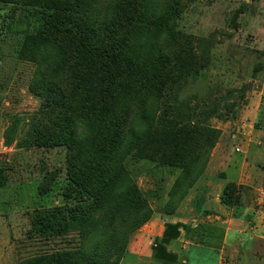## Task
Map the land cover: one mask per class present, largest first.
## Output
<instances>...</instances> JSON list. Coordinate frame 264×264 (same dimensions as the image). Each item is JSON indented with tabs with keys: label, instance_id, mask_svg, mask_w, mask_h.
Segmentation results:
<instances>
[{
	"label": "rangeland",
	"instance_id": "rangeland-1",
	"mask_svg": "<svg viewBox=\"0 0 264 264\" xmlns=\"http://www.w3.org/2000/svg\"><path fill=\"white\" fill-rule=\"evenodd\" d=\"M74 1L87 19L89 40L92 29L102 28L104 36L134 47L118 54L122 70L138 55L150 54L155 62L165 59L170 77L164 85L138 87L126 101L120 137L136 140L130 147L122 142L109 158L117 175L109 188L113 205L108 212L93 208L94 199L69 173L78 179L75 170L91 157L88 143L103 139L100 120L89 118L96 111L72 116L76 140L67 134L59 144L51 136L57 124L66 123L56 118L63 93L78 89V97L90 84L98 93L103 82L87 62L73 79V65L83 57L65 54L62 41L41 45L28 60L21 59V45L35 26L33 12L0 2V167L8 176L0 186V264H53L58 253L78 250L89 230L91 247L104 248L98 236L107 231L125 240L119 264H217L221 255L222 264H264V0H178L168 25L156 17L172 0H150L145 21L138 15L148 0ZM240 162L253 166L249 180L259 189L235 182ZM228 176L234 181L221 185ZM208 182H215V197L245 216L229 224L203 216L199 204ZM228 182L237 185L239 205L222 200ZM109 189L101 191L107 200ZM79 205L89 209L86 216L78 212L82 226L66 225L72 222L69 211L60 228L44 230L35 218ZM148 207L151 217L140 224ZM176 216L197 224L167 220ZM181 225L187 239L209 241L223 251L183 249Z\"/></svg>",
	"mask_w": 264,
	"mask_h": 264
},
{
	"label": "trees",
	"instance_id": "trees-1",
	"mask_svg": "<svg viewBox=\"0 0 264 264\" xmlns=\"http://www.w3.org/2000/svg\"><path fill=\"white\" fill-rule=\"evenodd\" d=\"M0 2L23 5L33 12L35 26L25 36L21 45L19 54L21 59L28 60L30 54L41 45L48 46L53 40L55 42L62 41L64 46L61 49L65 54L73 51L83 57L80 63L76 62L73 65L75 72L73 79L84 70L85 62L94 66L98 71V78L103 82L98 93L94 91V88H98L95 84L88 85L87 88L90 91L85 94L78 95L77 93L78 97L76 96L78 89L63 93V101L59 105L60 111L56 118L59 116V119L66 123L57 124L54 127L57 134L51 137H54V140L59 144L68 140L67 134H71L76 140L75 137L78 134L75 133L72 116L82 114L85 118L96 111L89 118L93 117L95 120H100V127H103V139L101 142L95 143L96 137H93L88 143L87 149H90L91 157L84 163L81 162V159L78 160L81 165L75 171L79 178L75 179L70 173L69 175L78 183L81 192L86 194L88 199H94L92 205L95 206L93 208L107 207V211H105L108 212V208L113 205L112 200L115 198L114 193L109 188L117 178V175L112 173L115 168L112 170L114 164L109 158L124 142L119 131V129H123L124 119L128 116L127 113L125 114L126 111H123L124 106L138 87L159 83L164 85L166 83L170 76L165 74V59L159 58L155 62L150 54L143 58L138 55L136 61L122 70L123 67L119 62L118 54H125L129 51L128 48L133 49L134 47L121 39L104 36L106 32L102 28L98 29L97 32L92 29L93 34L89 40L85 34L88 28L87 19L74 0H0ZM178 5V0H172L165 11L157 15L156 18L161 20L162 24L168 25V19H171L178 12ZM144 7L146 9L138 15L140 21L147 20L151 13L148 8L150 7V0L145 3ZM140 43L139 41L136 45L135 54L140 53ZM129 138L128 142L127 140L124 142L126 143L125 147L133 146L136 140L135 137L130 136ZM77 140L81 141L82 139L77 138ZM7 182L8 176L5 169L0 167V186L7 184ZM104 189L110 190L111 200L104 198L101 193ZM236 191V183L228 182L224 188L222 200L228 205H239L240 195L236 194ZM88 210L82 205L71 210H66L65 207H56L42 216H35V218L44 230L60 228L65 218L63 216L65 211H69L72 222L69 221L66 225L75 223L82 226L84 221L77 217L78 212L82 216H86ZM151 213V208H146L140 216V224L149 219ZM91 233V230L87 232L78 250L58 253L52 260L53 264H119L126 251L125 240L121 242L119 237V241H117L115 237L117 232L107 231L104 235L98 236V241L105 240L103 244L105 247L101 249L100 243L91 247L89 241Z\"/></svg>",
	"mask_w": 264,
	"mask_h": 264
},
{
	"label": "crops",
	"instance_id": "crops-1",
	"mask_svg": "<svg viewBox=\"0 0 264 264\" xmlns=\"http://www.w3.org/2000/svg\"><path fill=\"white\" fill-rule=\"evenodd\" d=\"M250 166L251 165H249L247 162H242L239 165V169L237 171L239 177H238L237 180H235V182L238 183V184L251 185L254 189H259L260 187L258 185L252 184L250 182V180H249V178H250L249 174L252 173V171L249 170V169H251ZM251 167H253V166H251ZM263 174H264V172H263ZM243 176L244 177L247 176L246 177L247 180L240 181L241 177H243ZM227 180H233L234 181V179H232V178H230L228 176V177H225L224 180L220 184L224 185V183ZM201 195H202L203 199L200 200L199 207H201L200 209H203V214H204L203 216H206L207 219L209 221H211V223H213V224H215V218H217V219L223 218L222 222L225 223V224H229L231 221H233L236 218L235 216H245L243 213H241V214H239V213L237 214L236 213L235 214L233 209H229L227 206H225L221 202L219 196L215 197V182H213L212 184H210V182H208V186L204 189V191L201 192ZM215 209H216V211H215ZM167 216H170V215H167ZM176 217L177 218H173V219L167 217L168 218L167 220L168 221H172V222L173 221L174 222H181V223H189V221H192V225L193 226H195L197 224L195 219L189 220V218L185 217V216H176ZM154 222L155 221H152L151 225H153ZM225 224H223V225H225ZM179 229L181 231L179 239L181 240V242H184V244L182 245L183 249L187 248L188 246L196 245V246L200 247L202 250L205 249L206 247H208V248L211 249L210 251H215V249H218V248L223 251V248L215 247V244L213 245L209 241H206V242H194V241H192L190 239H187L186 238V231L187 230L184 229V227L182 225L179 226ZM226 229L227 230H226L225 233H226V237H228L231 229H230L229 226H227ZM205 238H207V237H205ZM176 251L178 252V250H176ZM182 261H183V263H187V261L184 258H183ZM217 264H222V255L219 257Z\"/></svg>",
	"mask_w": 264,
	"mask_h": 264
}]
</instances>
